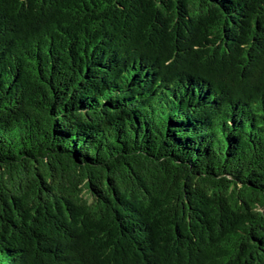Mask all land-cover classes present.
Instances as JSON below:
<instances>
[{
    "label": "trees",
    "instance_id": "1",
    "mask_svg": "<svg viewBox=\"0 0 264 264\" xmlns=\"http://www.w3.org/2000/svg\"><path fill=\"white\" fill-rule=\"evenodd\" d=\"M0 264H264V0H0Z\"/></svg>",
    "mask_w": 264,
    "mask_h": 264
}]
</instances>
